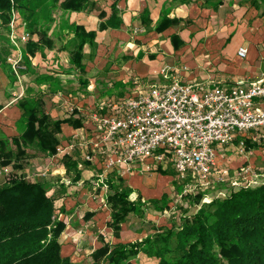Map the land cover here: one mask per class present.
Wrapping results in <instances>:
<instances>
[{
	"label": "crops",
	"instance_id": "crops-1",
	"mask_svg": "<svg viewBox=\"0 0 264 264\" xmlns=\"http://www.w3.org/2000/svg\"><path fill=\"white\" fill-rule=\"evenodd\" d=\"M61 1L17 17L16 36L25 24L27 39L10 43L11 55L0 59V183L12 175L44 182L61 254L82 264L167 227L164 205L178 179L152 158L118 162L119 149L93 115L116 114L126 99L173 81L200 94L264 79V0ZM16 51L26 65L19 81L7 64ZM238 140L251 144L247 155L237 153ZM244 166L259 171L236 174ZM231 173L244 184L264 178V126L217 151L209 178ZM123 191V203L138 205L139 214L114 221Z\"/></svg>",
	"mask_w": 264,
	"mask_h": 264
},
{
	"label": "trees",
	"instance_id": "trees-1",
	"mask_svg": "<svg viewBox=\"0 0 264 264\" xmlns=\"http://www.w3.org/2000/svg\"><path fill=\"white\" fill-rule=\"evenodd\" d=\"M48 2L62 4L61 0H0L2 63L11 55V12L32 14ZM126 194H116L119 207L112 214L114 221L124 220L126 211L139 214L138 205L123 203ZM54 212L44 182L5 177L0 183V264H77L61 254ZM178 220L141 240L110 246L106 263L130 264L142 252L152 264H264V178L231 186L223 196L199 202L193 213Z\"/></svg>",
	"mask_w": 264,
	"mask_h": 264
},
{
	"label": "built area",
	"instance_id": "built-area-1",
	"mask_svg": "<svg viewBox=\"0 0 264 264\" xmlns=\"http://www.w3.org/2000/svg\"><path fill=\"white\" fill-rule=\"evenodd\" d=\"M11 12L9 38L27 39L25 24L17 37ZM237 55L244 58L246 49ZM12 75L19 81L26 71L18 51L7 59ZM264 79L247 86L212 87L198 94L193 87L173 81L168 86H152L146 93L126 99L116 114L93 118L103 130V137L119 149L123 164L149 158L170 164L179 179L191 177L204 184L216 165L217 151L235 140L240 133L264 126ZM245 143L237 141V153L244 154ZM63 148H56L62 153Z\"/></svg>",
	"mask_w": 264,
	"mask_h": 264
},
{
	"label": "rangeland",
	"instance_id": "rangeland-1",
	"mask_svg": "<svg viewBox=\"0 0 264 264\" xmlns=\"http://www.w3.org/2000/svg\"><path fill=\"white\" fill-rule=\"evenodd\" d=\"M21 11L15 10L13 13L17 17L21 16ZM29 11L22 12L23 16L21 18L26 19L27 15L29 14ZM245 155L248 154L252 150L251 144L245 143ZM253 170L254 172H258V169H253L250 167L249 169L244 167H241V171H239L236 174H240L241 176H246L248 170ZM239 176H234L232 173L228 177H220V179L217 180H211L210 178L207 179V181L204 184H201L194 180L191 177H184V178H178L176 181V185L174 188V194L169 199V203L167 206L164 205L165 208V214L164 216V223L167 225V227L174 226L178 224L179 216L182 214H191L193 210L195 209V206L198 205L199 202L205 201L210 199L211 197H221L223 194H218L219 190H222L224 188H229V186L232 184L230 182H237L240 180L238 178ZM263 179V178H262ZM240 183L244 184L246 181H239ZM115 210V209H114ZM155 228V227H153ZM154 230L152 231V233ZM104 254V253H102ZM101 253L98 254L96 258L91 259V261L88 262H82V264H107L106 259L103 257ZM130 264H151V261L149 259L145 258H134L131 259Z\"/></svg>",
	"mask_w": 264,
	"mask_h": 264
}]
</instances>
